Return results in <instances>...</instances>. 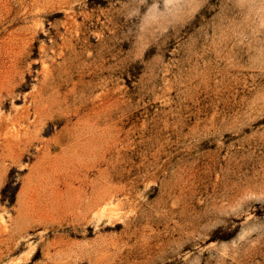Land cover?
Wrapping results in <instances>:
<instances>
[{
    "label": "rangeland",
    "instance_id": "obj_1",
    "mask_svg": "<svg viewBox=\"0 0 264 264\" xmlns=\"http://www.w3.org/2000/svg\"><path fill=\"white\" fill-rule=\"evenodd\" d=\"M0 264H264V0H0Z\"/></svg>",
    "mask_w": 264,
    "mask_h": 264
}]
</instances>
